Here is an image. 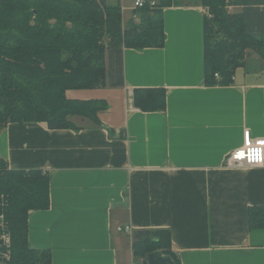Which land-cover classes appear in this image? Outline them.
I'll return each instance as SVG.
<instances>
[{
    "label": "crops",
    "instance_id": "crops-1",
    "mask_svg": "<svg viewBox=\"0 0 264 264\" xmlns=\"http://www.w3.org/2000/svg\"><path fill=\"white\" fill-rule=\"evenodd\" d=\"M114 1L123 26L139 22L135 0ZM206 12L200 0H173L162 47L123 48L122 86L65 91L103 100L100 124L75 115L70 128L25 121L1 130L9 168L49 174L50 204L29 212L28 241L52 264H142L132 235L157 228L170 231L179 264H264V227L249 225V209L264 206V165L225 166L245 130L264 139V60L249 51L230 84L207 85ZM138 88L163 89L165 108L137 107ZM126 225L131 235L117 231Z\"/></svg>",
    "mask_w": 264,
    "mask_h": 264
},
{
    "label": "trees",
    "instance_id": "trees-1",
    "mask_svg": "<svg viewBox=\"0 0 264 264\" xmlns=\"http://www.w3.org/2000/svg\"><path fill=\"white\" fill-rule=\"evenodd\" d=\"M172 1L145 0L136 7L139 22L123 26L120 5L108 0H0V132L8 122L25 121L70 128L75 115L100 124L103 100L68 99L65 91L122 86L123 48L162 47L163 8ZM200 3L207 9L205 83L228 85L248 50L264 60V0ZM230 6L240 11H230ZM133 102L143 110H163L165 91L135 89ZM49 180L41 169L9 168L0 156V214L11 239L8 264H52L49 250L33 248L28 241L29 212L49 207ZM249 225L264 227V206L249 209ZM131 247L142 264L154 250L179 264L168 229L137 230Z\"/></svg>",
    "mask_w": 264,
    "mask_h": 264
},
{
    "label": "built area",
    "instance_id": "built-area-1",
    "mask_svg": "<svg viewBox=\"0 0 264 264\" xmlns=\"http://www.w3.org/2000/svg\"><path fill=\"white\" fill-rule=\"evenodd\" d=\"M145 0H135L133 7H141ZM154 4V1H150ZM123 8V7H122ZM215 76H218L215 74ZM264 139L254 140L250 132L245 130L243 133L242 144L232 150L225 159V166H261L264 165V143H260ZM0 264H8L10 259V234L4 227L3 215L0 214ZM117 231H122L127 234H132V229L129 225L117 226Z\"/></svg>",
    "mask_w": 264,
    "mask_h": 264
},
{
    "label": "water",
    "instance_id": "water-1",
    "mask_svg": "<svg viewBox=\"0 0 264 264\" xmlns=\"http://www.w3.org/2000/svg\"><path fill=\"white\" fill-rule=\"evenodd\" d=\"M0 240V244H1ZM143 260L146 264H176L173 258L160 250H154L145 254Z\"/></svg>",
    "mask_w": 264,
    "mask_h": 264
},
{
    "label": "rangeland",
    "instance_id": "rangeland-1",
    "mask_svg": "<svg viewBox=\"0 0 264 264\" xmlns=\"http://www.w3.org/2000/svg\"><path fill=\"white\" fill-rule=\"evenodd\" d=\"M112 1H113V2H112ZM112 1L110 2L111 4H117L114 0H112ZM229 10H230V11H235V12H237V11H240V8H239V7H235V6H230V7H229ZM137 22H138V21H137ZM137 22H136V23H137ZM249 51H250V50L247 51L246 55L249 53ZM133 263H134V264H137V261L134 260V261L132 262V264H133Z\"/></svg>",
    "mask_w": 264,
    "mask_h": 264
},
{
    "label": "snow or ice",
    "instance_id": "snow-or-ice-1",
    "mask_svg": "<svg viewBox=\"0 0 264 264\" xmlns=\"http://www.w3.org/2000/svg\"><path fill=\"white\" fill-rule=\"evenodd\" d=\"M260 143H264V141H261Z\"/></svg>",
    "mask_w": 264,
    "mask_h": 264
}]
</instances>
